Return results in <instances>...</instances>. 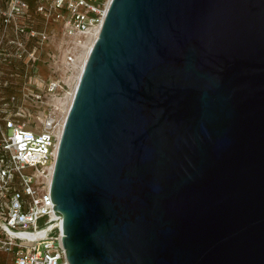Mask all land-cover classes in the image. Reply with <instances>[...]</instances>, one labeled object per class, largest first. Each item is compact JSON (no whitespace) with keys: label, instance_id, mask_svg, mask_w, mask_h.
Instances as JSON below:
<instances>
[{"label":"water","instance_id":"95a60500","mask_svg":"<svg viewBox=\"0 0 264 264\" xmlns=\"http://www.w3.org/2000/svg\"><path fill=\"white\" fill-rule=\"evenodd\" d=\"M50 195L69 264H264V0H111Z\"/></svg>","mask_w":264,"mask_h":264},{"label":"built area","instance_id":"2783aa9c","mask_svg":"<svg viewBox=\"0 0 264 264\" xmlns=\"http://www.w3.org/2000/svg\"><path fill=\"white\" fill-rule=\"evenodd\" d=\"M110 2L0 0V251L11 264H69L50 186Z\"/></svg>","mask_w":264,"mask_h":264},{"label":"rangeland","instance_id":"374dc122","mask_svg":"<svg viewBox=\"0 0 264 264\" xmlns=\"http://www.w3.org/2000/svg\"><path fill=\"white\" fill-rule=\"evenodd\" d=\"M38 26H40V25H38ZM85 55H86V53H85ZM10 257H11V253H9V252L6 253L3 251H0V264H11Z\"/></svg>","mask_w":264,"mask_h":264},{"label":"bare ground","instance_id":"6f19581e","mask_svg":"<svg viewBox=\"0 0 264 264\" xmlns=\"http://www.w3.org/2000/svg\"><path fill=\"white\" fill-rule=\"evenodd\" d=\"M90 48H91V45H90L89 48L86 50V55H85V57H87V54L89 53ZM84 59H85V58H84ZM84 61H85V60H83V63H84ZM82 67H83V66H82Z\"/></svg>","mask_w":264,"mask_h":264}]
</instances>
